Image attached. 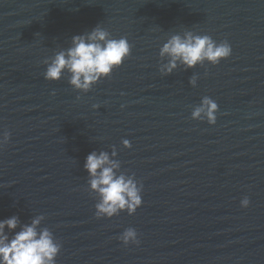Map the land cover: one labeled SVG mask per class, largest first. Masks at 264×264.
Returning <instances> with one entry per match:
<instances>
[{"label": "water", "instance_id": "water-1", "mask_svg": "<svg viewBox=\"0 0 264 264\" xmlns=\"http://www.w3.org/2000/svg\"><path fill=\"white\" fill-rule=\"evenodd\" d=\"M97 25L129 40L123 65L87 92L67 69L45 79V59ZM187 32L232 55L162 73L160 49ZM206 96L215 125L192 118ZM4 131L0 220L43 216L38 230L62 245L56 264H264V0H0ZM92 151L143 183L134 215L96 217ZM129 227L138 245L119 239Z\"/></svg>", "mask_w": 264, "mask_h": 264}, {"label": "clouds", "instance_id": "clouds-1", "mask_svg": "<svg viewBox=\"0 0 264 264\" xmlns=\"http://www.w3.org/2000/svg\"><path fill=\"white\" fill-rule=\"evenodd\" d=\"M72 43L73 46L66 51L57 52L50 60L45 59L47 67L44 78L59 81L67 69L71 73L69 83L85 92L90 91L92 85L99 83L102 78L111 76L132 53V45L127 37L112 38L111 33L100 25L85 35L74 36ZM231 55L232 47L227 41L217 43L209 35L191 32L183 37L173 35L160 49L161 57H170L168 64L160 71L171 74L178 67V62L187 68H195L204 61L218 65ZM190 83L195 86V79L190 80ZM218 111V103L206 96L192 112V118L201 119L203 115L209 124L215 125ZM10 139L11 133L4 131L0 136V146L3 147ZM122 143L126 148L132 147L128 139ZM115 155L117 153L113 151L112 156ZM83 167L91 177V189L100 196L95 205L97 218H113L123 211L134 215L143 205V183L138 182L134 175L117 174L120 163L111 159L108 152L97 154L92 151L87 155ZM249 205L250 199L244 197L241 206L247 208ZM43 219V216L36 217L22 227L19 217L15 215L0 220V264H56L62 245L56 242L54 233L48 228L38 230ZM18 227L20 230L16 231ZM5 229L14 234L9 236ZM119 239L125 245L140 243L137 231L131 227Z\"/></svg>", "mask_w": 264, "mask_h": 264}]
</instances>
